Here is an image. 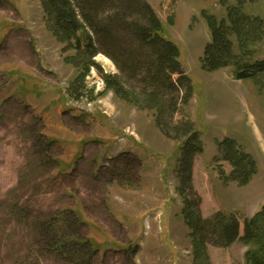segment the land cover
Returning a JSON list of instances; mask_svg holds the SVG:
<instances>
[{"label": "rangeland", "instance_id": "374dc122", "mask_svg": "<svg viewBox=\"0 0 264 264\" xmlns=\"http://www.w3.org/2000/svg\"><path fill=\"white\" fill-rule=\"evenodd\" d=\"M146 1L179 47L193 88L190 103L179 97L162 126L145 107L149 92L139 76L100 54V68L83 78L69 60L74 52H63L49 31L39 0H0V264H71L32 229L35 221L61 214L59 230L69 236L68 211L84 221L79 237L101 246L83 256V264H194L185 199L199 206L203 219L235 214L242 237L245 220L264 206V92L251 80L235 79L232 69L208 72L201 62L211 39L201 12L222 19L224 4L237 0ZM245 9L264 19V0H245ZM256 58L264 59V42ZM108 78L118 80L130 100L116 94ZM182 120L203 148L195 147L192 188L184 192L179 169L190 134L177 129ZM226 139L257 163L246 186L226 181L234 169L220 149ZM51 158L71 168L64 171ZM205 249L209 264L246 262L240 241Z\"/></svg>", "mask_w": 264, "mask_h": 264}, {"label": "trees", "instance_id": "16d2710c", "mask_svg": "<svg viewBox=\"0 0 264 264\" xmlns=\"http://www.w3.org/2000/svg\"><path fill=\"white\" fill-rule=\"evenodd\" d=\"M39 2L49 31L63 45V52H74L69 60L82 71L83 78L93 67L100 68L95 60L100 54L110 58L120 70L135 73L149 92L145 107L152 112L156 111L160 126L167 114L177 109L179 97L184 106L190 103L193 88L180 60V49L165 36L163 23L146 0ZM224 9L226 13L222 19L207 10L201 12L211 35L201 60L203 69L208 72L232 69L235 79L251 80L260 92H264V59L256 58L257 48L264 42V19L249 14L245 9V0H237L235 5L224 4ZM171 24L174 25L173 19ZM126 38L130 40L127 42L128 47L123 43ZM106 81L116 94L130 100L131 95L118 80L108 78ZM180 124L177 129L184 127V131L190 134L183 148L182 166L179 169L181 191L184 192L192 188L189 183L192 182L193 159L196 152H203V148L201 144L199 147L195 145L199 136L192 130L190 123L182 120ZM220 149L223 160L234 167L226 181L230 178L246 186L257 173L254 158L230 139L220 143ZM51 162L64 171L71 168V164L60 160L51 158ZM25 211L26 207H20L19 214L24 221ZM66 213L69 216L66 220L71 234L69 236L59 230L61 214L53 216L48 223L35 221L32 229L38 241L49 244V248L52 247L56 252L60 251L65 261L83 264V256L89 258L98 253L101 246L93 239L79 237L78 224L84 221L77 211ZM183 216L192 232L194 264H209L205 249L208 244L227 249L239 241L247 247L245 264H264V206L245 220L243 237L240 221L235 214L218 212L203 219L199 206L185 199ZM63 249L72 255V262L68 261Z\"/></svg>", "mask_w": 264, "mask_h": 264}]
</instances>
